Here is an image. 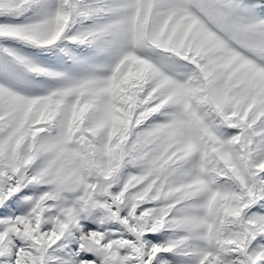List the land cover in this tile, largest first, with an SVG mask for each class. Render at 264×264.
Masks as SVG:
<instances>
[{"label":"snow or ice","instance_id":"6c2138e0","mask_svg":"<svg viewBox=\"0 0 264 264\" xmlns=\"http://www.w3.org/2000/svg\"><path fill=\"white\" fill-rule=\"evenodd\" d=\"M43 3L44 0H0V18H3L0 20V40L15 39L49 48L63 36L52 42L61 19L71 17L75 22L77 18L84 21L112 17V21L118 18L122 6H114L109 0H98L97 3L56 0L54 10L37 22L16 24L8 19H18L34 8L42 7ZM205 11L219 25V28H212L217 36L264 69V56L257 58L252 54L250 49L254 48V41L248 38L250 33L258 32L264 48V0L254 3L211 0ZM196 14L205 19L200 12ZM99 26L95 24L72 35L70 42L91 45L88 34ZM208 26L212 27L211 24ZM9 55L28 72L55 80L69 78L66 73L50 71L20 56ZM158 71L165 74L160 67ZM14 75L9 63L0 62V145L11 144L16 128L23 126L21 115L25 109L38 98H50L63 91L56 88L42 96H25L8 83ZM217 118L220 126L236 130L235 134L219 136L205 123L204 135L185 138L178 145L181 154L172 163H168L159 150L145 147L147 137L162 125L135 133L119 164L109 161L107 170L93 167L72 154L76 146L67 145V140L71 139V126L64 122L60 123L59 129L55 124L45 126V132L55 127L57 134L48 139L38 136L32 142L31 151L26 143L15 159L9 147L0 154V217H4L0 219V264H49L57 251L53 246L58 245L66 232L79 233L78 248L67 259L58 256L55 264H170L161 254L173 253L186 245L191 247L189 242L193 237L201 241L203 247L193 251L185 249L180 254L194 257V264H264V214L252 211L257 204L264 208L261 203L264 202V119L249 128L247 124L238 125L222 116ZM61 148L68 150L69 155L65 158L72 161L70 166L63 163L65 158L58 157ZM108 155L112 156L111 150ZM193 156L199 158L197 167L192 172L182 171L183 163ZM40 158H44L42 166L30 171ZM229 160L234 169L239 170L242 180L225 167ZM209 161L215 163L210 166ZM125 165L139 167L141 171L129 173L119 190L113 192V181ZM144 176L147 179L143 184L130 187V181L135 183ZM224 178L233 182L232 188L218 187V181ZM38 184L48 185L50 191L38 197L24 191ZM126 185H129L128 190H125ZM148 186L152 187L151 194L142 201L137 194ZM64 192L79 195L71 206L58 205L53 210L49 202L60 200ZM197 199L201 202L193 203ZM229 201H237V207L233 208ZM23 205L29 206L30 210L14 218L9 216L11 209ZM93 210L103 213L101 225L115 221L125 231L115 238L109 232L86 230L81 224L82 214ZM165 229L186 235L165 244L152 243L151 239L145 238Z\"/></svg>","mask_w":264,"mask_h":264},{"label":"rangeland","instance_id":"374dc122","mask_svg":"<svg viewBox=\"0 0 264 264\" xmlns=\"http://www.w3.org/2000/svg\"><path fill=\"white\" fill-rule=\"evenodd\" d=\"M86 2L97 3L98 0ZM245 2L254 3L255 0ZM109 3L114 6L122 4L117 19L110 21L112 17H95L81 21L77 18L52 47H36L15 39L0 40V62L9 63L13 69L15 75L8 83L15 91L35 97L56 88L63 89L56 96L38 98L36 103L25 109L21 115L23 126L16 128L10 145H0V154L10 147L15 159L26 143L31 151L32 142L38 136L45 139L55 136L60 123L64 122L71 126V139L66 143L76 146L72 154L78 155L93 167L107 170L109 161L119 164L135 133L162 125L147 137L145 147L159 150L164 159L172 163L181 154L178 145L185 138L194 134L201 137L204 135L205 123L213 127L219 136L235 134L236 130L219 125L218 116L238 125L247 124L249 128L264 119V69L254 60L229 47L213 32L212 28H219V25L205 11L211 0H109ZM55 6L56 0H44L42 7L34 8L18 19H8L16 24L37 22L49 15ZM197 12L203 14L205 19H201ZM164 21L167 27H164ZM95 24L100 26L87 37L91 45L70 42L72 35ZM248 38L254 41V48L250 49L252 54L257 58L264 56L260 34L250 33ZM229 39L239 43L233 37ZM9 53L47 70L66 73L69 78L55 80L28 72L12 61ZM128 57H135L137 61H143V64H134ZM140 67L145 70L143 79L131 82L139 83L140 87L133 88L131 84L123 83L130 68L134 71ZM158 67L165 74L158 71ZM41 112L51 114V119L36 123ZM74 112L78 117L75 123L72 122ZM120 121L128 123L121 124ZM53 124L58 129L53 127L45 132V126L51 127ZM114 128L118 129L116 135H112ZM80 149L83 151H77ZM109 150L112 152L111 157L108 155ZM241 150H244L243 147ZM68 155L65 148L58 152L59 158ZM198 159V156H193L185 161L182 171L192 172L198 165ZM43 162L44 158L36 160L30 171L40 168ZM63 163L70 166L72 161L65 158ZM214 163L209 161L210 166ZM225 167L234 171L238 179L242 180L231 160ZM140 171L139 167L123 166L113 181L112 191L119 190L129 173L138 174ZM218 187L229 189L233 187V182L224 178L218 181ZM24 191L38 197L50 191V187L38 184ZM78 195L64 192L60 200L50 201L49 204L53 210L58 205L71 206ZM201 199L193 203H200ZM229 203L233 208L238 205L237 201ZM28 210L27 205L13 208L9 216L14 218ZM252 211L264 214L260 204L254 205ZM82 216L81 221L96 224L115 238H119L125 231L115 221H106L101 225L103 213L100 210ZM149 235L145 238L165 244L186 234L165 229ZM78 238L79 233L66 232L58 245L53 246L57 251L49 264H55L58 256L67 259L70 253L76 251ZM189 244L191 247L186 245L183 249L161 255L171 263L194 264V257L180 252L185 249L193 251L203 247V243L193 237ZM83 258L87 259V256Z\"/></svg>","mask_w":264,"mask_h":264},{"label":"clouds","instance_id":"9594fccd","mask_svg":"<svg viewBox=\"0 0 264 264\" xmlns=\"http://www.w3.org/2000/svg\"><path fill=\"white\" fill-rule=\"evenodd\" d=\"M22 2H25V0H22ZM159 22V21H158ZM70 23H73L71 17L67 18V19H61L59 22H58V27H57V31H56V34L53 38V43L55 42V40L59 39L60 36L64 35V32L66 29L69 28V25ZM164 27H167V22L164 21ZM128 59H131L133 61L134 64H143V61H137L135 57H128ZM144 68L143 67H140V68H137L136 70H132L131 68L129 69L127 75L124 77V81L123 83H126V84H131V86L133 88H138L140 87L139 83H136V84H132L131 82L133 80L135 81H140L143 79V76H144ZM153 91H155V89H153ZM151 96V93H149V98ZM245 116H246V113H245ZM77 113H73V117H72V122L75 123L76 119H77ZM49 119H51V114L49 115H45L44 112H41L38 117L36 118V123H42V122H47ZM121 124H127L128 121H120ZM127 130V129H125ZM118 131V129L114 128L113 129V132H112V135H116V132ZM129 139L131 138L130 136L128 137ZM124 137L122 136L121 137V140H123ZM117 147H119V145H117ZM264 167V166H262ZM106 178H109V177H106ZM135 179V178H134ZM147 179V176H144L143 179H138L136 180L135 183L133 182H129V185L131 188H136L138 187L140 184H143L144 183V180ZM152 184L154 185L155 184V181L152 182ZM129 185H126L125 186V190H128V187ZM151 191H152V187L151 186H148L146 189H142L141 190V193L137 194L138 198L142 201H146L147 198L150 196L151 194ZM123 195V193H121ZM231 243H235L234 241H232Z\"/></svg>","mask_w":264,"mask_h":264}]
</instances>
